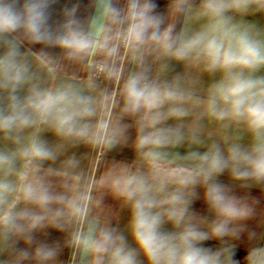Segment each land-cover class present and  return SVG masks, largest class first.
Returning a JSON list of instances; mask_svg holds the SVG:
<instances>
[{
	"label": "clouds",
	"instance_id": "9594fccd",
	"mask_svg": "<svg viewBox=\"0 0 264 264\" xmlns=\"http://www.w3.org/2000/svg\"><path fill=\"white\" fill-rule=\"evenodd\" d=\"M51 3L0 0V48L4 49L0 54V133L19 145L15 151L0 150V256H8L0 264H58L61 245L37 237L41 232L47 235L46 229L66 232L65 245L82 253L88 264H142L141 254L147 264H237V242L255 236L249 222L257 216L259 200L236 195L219 177L227 173L241 188L264 192V77L254 75L264 68V34L234 18L264 12V0H201L195 18L203 23L191 32H176L174 24H166L154 0H127L124 8H105L109 27L99 38L83 29L75 9L65 10L63 24L53 31L48 14ZM172 11L191 13L189 0H172ZM22 42L57 47L72 62L98 51L109 79L120 77L115 61L122 48L156 53L157 58L202 66L222 76L202 100L183 86L180 76L161 81L147 69L130 72L120 91V116L134 118L135 149L152 163L142 171L113 162L98 177L85 181L83 173L76 171L75 156L59 169L43 168L44 162L58 159V148L35 134L27 138L21 134L35 128L72 145L84 143L103 150L126 140L128 125L120 119L92 123L100 105L111 100L108 93L94 96L72 83L40 87L20 51ZM197 106L203 108L201 115L217 122L242 123L251 141L226 147L211 142L205 151H190L181 165L169 168L160 162L159 149L186 139L195 145L204 142L197 135L199 116L188 125L187 135L183 123L164 126L165 122H183ZM17 160L25 162L24 170L17 171ZM13 174L16 181L9 179ZM70 176L81 183H68ZM197 189H202L211 218L191 211L193 202L201 198ZM93 192L101 195L93 196ZM104 195L128 209V231L135 247L117 227L99 214L92 215L94 209H102ZM166 223L174 230L165 231ZM247 260L264 264V247L253 248Z\"/></svg>",
	"mask_w": 264,
	"mask_h": 264
},
{
	"label": "crops",
	"instance_id": "0c3cea01",
	"mask_svg": "<svg viewBox=\"0 0 264 264\" xmlns=\"http://www.w3.org/2000/svg\"><path fill=\"white\" fill-rule=\"evenodd\" d=\"M157 4L156 11L165 17L166 24H174L175 31L181 30L195 31L203 23L202 20L195 18V11L198 9L201 0H189L192 8L191 13L176 14L172 11V0H154ZM112 0H52L48 9L49 23L53 31H57L65 20V10L75 9V16L80 21L83 29L94 34L97 38L101 37L104 32V27L107 17L105 16V8L111 6ZM234 22L255 25L262 30L264 34V12L251 13L246 16L236 15ZM4 51L0 48V54ZM20 51L25 55L31 65L34 73V82L40 87H56L62 83H72L85 90L87 94L99 96L101 93L111 95L110 103L100 105L98 114L92 119V123L97 120L120 119L123 124L128 125L126 132V140H122L110 149L93 148L87 144L72 145L62 139L56 137L50 131H38L35 128L25 130L21 136L27 138L33 134L45 140L50 146L58 148L60 155L55 162H44L43 168L53 167L59 169L63 166L64 161L72 156H75L79 161V167L76 170L83 173L84 180L90 177H98L104 172L113 162H124L133 165L134 168H139L142 171H147L151 165V161L142 158L135 149V140L137 135V126L134 118L124 116L121 118L120 112L122 108V97L120 95L123 79L130 72L147 69L150 76L161 81H170L176 76L183 78V86L189 89L194 97L206 99L209 87L222 76L221 73H210L204 71L202 66L190 67L184 63L177 62L168 58H157L156 53H149L143 50L129 51L124 59L123 66H119V78L100 79L91 78V70L93 64L99 60L100 52L92 51L79 62H72L65 59L64 53L57 47H46L42 44L31 45L27 42H22ZM123 61V60H122ZM121 61V62H122ZM101 62V61H100ZM104 65V64H103ZM257 77H264V68H261L254 74ZM111 81V86H109ZM92 85V88H89ZM23 94V93H21ZM2 95V94H0ZM203 112L202 106H197L193 109V116L186 118L183 122L176 120H168L164 126H176L180 123L184 124L183 131L187 135L188 125L199 116L198 137L204 142L203 145L191 144L187 139L177 145L169 146L158 150L160 162L169 168H175L182 163V158L190 151L198 150L205 151L206 145L211 142H217L221 147H226L227 144L237 142L242 145H248L251 137L242 123L223 121L217 122L206 115H201ZM19 145L11 140L5 139L0 133V150L15 151ZM25 162L17 160V171L24 170ZM30 170V166L29 169ZM9 179L16 181L18 177L13 174ZM56 183H59L58 178H52ZM219 182L232 187L234 193L239 196L250 195L259 200L257 205V216L249 222V227L255 232L253 238H245L237 242L235 260L237 264H248L247 257L250 251L258 246L264 247V192L257 187L241 188L239 183L233 182L231 177L225 173L219 177ZM68 183L77 185L81 181L76 176H70ZM201 194V198L193 202L191 211L200 216L211 218L207 206L202 199V189H197ZM93 196H100V193L93 192ZM99 214L101 220L111 223L117 227L128 237L130 246L135 247V243L128 231L129 211L122 203L110 195H104L102 201V209H94L92 215ZM81 227H85L81 224ZM165 231H173V226L170 223L163 225ZM45 235L43 232L37 233L40 240H44L50 244L59 243L61 252L58 256V264H88L87 258L80 252L74 250L73 257L70 258V247L65 245L67 239L66 232H60L54 229H46ZM208 245L217 247L216 241H208ZM21 246H24L21 242ZM0 259L7 260V254L0 256ZM142 264H147L143 255H140Z\"/></svg>",
	"mask_w": 264,
	"mask_h": 264
},
{
	"label": "trees",
	"instance_id": "16d2710c",
	"mask_svg": "<svg viewBox=\"0 0 264 264\" xmlns=\"http://www.w3.org/2000/svg\"><path fill=\"white\" fill-rule=\"evenodd\" d=\"M126 3H127V0H112V4L111 6H114V7H119V8H124L126 6ZM109 27V22L108 20L106 19V23H105V27H104V32L103 34L107 31ZM126 53L127 51L125 52V54H123V51L122 49L120 50V53H119V56L117 57L116 61H115V67L118 68L119 66H123L124 64V59H125V56H126ZM99 60L104 64V57L103 55L100 53V56H99ZM123 60V61H122ZM122 61V62H121ZM113 79V78H112ZM111 79V80H112ZM109 86H111V81H110V84Z\"/></svg>",
	"mask_w": 264,
	"mask_h": 264
},
{
	"label": "built area",
	"instance_id": "2783aa9c",
	"mask_svg": "<svg viewBox=\"0 0 264 264\" xmlns=\"http://www.w3.org/2000/svg\"><path fill=\"white\" fill-rule=\"evenodd\" d=\"M123 54L127 51V48H122ZM103 63L100 61H97L93 64L92 70H91V78L93 79H100L105 76L104 70H103Z\"/></svg>",
	"mask_w": 264,
	"mask_h": 264
},
{
	"label": "rangeland",
	"instance_id": "374dc122",
	"mask_svg": "<svg viewBox=\"0 0 264 264\" xmlns=\"http://www.w3.org/2000/svg\"><path fill=\"white\" fill-rule=\"evenodd\" d=\"M104 77H106V76H104ZM109 103H110V101L107 103V106H108ZM73 255H74V249H70V254L68 255V257L70 258V260L73 257Z\"/></svg>",
	"mask_w": 264,
	"mask_h": 264
}]
</instances>
